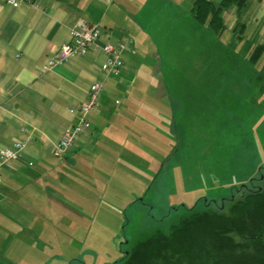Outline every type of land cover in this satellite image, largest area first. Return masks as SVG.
I'll return each instance as SVG.
<instances>
[{
    "label": "rangeland",
    "instance_id": "374dc122",
    "mask_svg": "<svg viewBox=\"0 0 264 264\" xmlns=\"http://www.w3.org/2000/svg\"><path fill=\"white\" fill-rule=\"evenodd\" d=\"M179 31L181 39L175 42L148 40L145 34L136 37L131 32L133 47L140 54L139 68L128 64L132 68V77L127 81L121 75L116 76L119 79L117 87L110 95H105L107 105L102 102L105 111L102 109L94 124L91 123V131L110 137L117 134L118 128L122 130L126 121L119 119L115 123V119L130 98L128 92L123 94L120 89L124 92L125 83L130 82L133 85L130 94L139 92L147 97V90H150L153 101L145 102L139 108L133 104L127 116L143 121L145 133L156 136L150 130L155 131V122L162 112L155 111L154 101L158 100L168 117L163 119L166 132L172 121H176L178 128L183 129V142L179 143L180 134L168 132L167 145L153 153L143 147L138 159L129 150L140 151L141 146L134 150L133 144L120 143L126 145V149L120 150L119 166L124 174H120L118 185L123 195L128 196L132 191L130 199L120 197L117 202L120 207L105 200L103 204L107 207L104 210L88 211L92 217L83 218L92 225L78 224L72 238L61 233L62 237L56 236L54 240L41 235L37 242L19 243L14 237L15 231L11 230L15 224L7 223L5 217L0 216V264H122V253L155 231L167 232L179 219L194 213L208 211L226 216L238 198L262 185L264 77L259 82L249 83L229 63L217 61L226 51L223 48L227 45L223 43H230L232 36L221 40L206 28L199 37L190 39L193 34H187L182 27ZM148 59L156 66L148 64ZM142 74L150 81L142 82ZM112 111L117 115L114 119ZM108 148L99 143L94 150L68 158V165L74 170V164L80 162L79 167L83 166V170L90 163L94 168ZM126 155L136 158L137 163L131 164ZM100 163L104 168L108 167L104 160ZM131 201L135 202L129 206ZM0 208V212L9 214L7 218L15 223L22 218L23 225L31 227L29 223L33 217L24 216L17 208L10 209L9 203ZM203 243H206L205 263L222 256L214 243L207 240ZM185 247L187 244L182 245L183 249ZM235 249L244 254L252 253L251 243L241 240ZM180 257L178 253L166 254L156 262L171 264Z\"/></svg>",
    "mask_w": 264,
    "mask_h": 264
},
{
    "label": "crops",
    "instance_id": "0c3cea01",
    "mask_svg": "<svg viewBox=\"0 0 264 264\" xmlns=\"http://www.w3.org/2000/svg\"><path fill=\"white\" fill-rule=\"evenodd\" d=\"M211 1L218 3L221 0ZM193 2L194 0H19L12 6L7 0H0V153L16 142L24 144L19 159L5 164L1 169L0 207L9 203L10 209L17 208L24 216L33 217L29 223L31 227H25L22 218L15 223L13 219L7 218L9 214L0 212V216L5 217L4 221L15 224L11 230L15 231L17 242H37L41 235L50 240H54L56 236L62 237V234L72 238L78 224H88V221L78 223L70 218L64 229L56 227V222L62 219L61 208L57 200H50L46 182L61 177L62 171L69 173L66 165L68 158H73L82 151L94 150L99 143L111 146L113 137L119 139L117 134L104 137L102 132H92V124L102 109L105 111L102 102L107 105L105 95H110V91L117 87L119 75L127 81L132 77L129 65L139 68L140 54L133 43L128 45L127 49L120 52L123 67L118 77H105L101 70L106 59L104 48L108 44L116 48L127 39L133 40L131 32L136 37L145 34L148 40L168 39L175 42V34L179 32L172 23L156 21L161 12L173 18L178 16L183 24L186 23L184 28L193 34L192 39L199 37L206 27H199L193 20L190 14ZM223 16L227 32L232 31L238 22L235 10L229 8ZM80 21L99 25L101 36L95 46L87 55L77 56L66 64L47 69L49 59L58 52L62 44L70 41V32ZM239 21L243 25L241 36L245 44L264 46V0H248ZM147 63L156 66L150 61ZM140 80L150 81V78L144 75ZM93 83L102 84L98 98L100 112L97 110L89 115L90 128L78 144L62 157H55L56 145L76 124V111L85 101ZM132 86L130 82H126L125 91L120 89L121 93L128 92V96L130 95L126 105L131 103L130 100L140 101L138 92L130 94ZM147 91L151 98L150 90ZM125 109L126 107L123 111ZM112 113L115 114L114 119L117 115L114 111ZM163 115L164 111L155 127L164 129L163 119L168 117ZM122 120L130 122L124 114ZM134 120L136 121L129 134L124 133L123 127L120 129L125 137L119 141L129 146L133 144L134 150L141 146L140 151L129 150L138 159L143 147L153 153L158 140L154 137H159V134L155 128V131L150 132L156 136L145 133L147 129L142 127L143 121H137V118ZM167 130L170 134H180L182 139L179 138V143L183 142V129L178 128L176 121H172ZM168 136L165 134L166 138ZM122 149L125 150L126 145ZM126 156L131 164L137 163L136 158ZM121 158L114 157L111 161L107 157L104 161L108 167H119V170H115L121 172ZM63 179L66 181L67 177ZM96 183L100 198L105 181L96 180ZM5 207L8 208V205ZM45 208L49 211H45Z\"/></svg>",
    "mask_w": 264,
    "mask_h": 264
},
{
    "label": "trees",
    "instance_id": "16d2710c",
    "mask_svg": "<svg viewBox=\"0 0 264 264\" xmlns=\"http://www.w3.org/2000/svg\"><path fill=\"white\" fill-rule=\"evenodd\" d=\"M247 3L248 0H221L218 3L211 0H194L190 14L197 24L208 28L217 38L222 40L226 36H232L230 43H223L227 45L223 48L226 51L219 55L217 61L221 64L229 63L234 71L240 73L251 83L254 81L259 82L264 77V46L261 44L249 46L242 39L241 28L243 25L239 19ZM229 8L235 10L238 22L232 31L227 32L223 14ZM168 15L161 12L156 21L158 23L170 21L175 30L179 32L175 34V38L180 40L179 28L182 27L184 30V24L181 19H178V16L173 18ZM179 22L182 25L178 24ZM186 33L190 34L188 30H186ZM131 41L133 43V40ZM142 76L144 77V75ZM143 95H137L140 98L139 102L130 100L131 103L125 106L126 109L123 113L116 117L115 123L122 119L123 114L130 121H126L123 125L124 133L129 134L133 122L136 121L127 116V111L133 107V104L139 108L145 102L150 103V101H153L149 96L144 97ZM143 100L145 101L143 102ZM161 107L156 101L155 111L157 113H159L158 109L162 111ZM135 116L137 115L134 112ZM158 120H156V124L159 123ZM155 129L159 137H164L167 140L165 134H168V130L166 132V128L155 127ZM117 131L116 137L119 139L110 141L111 146H109L107 154L102 155L99 161L95 163L96 168H93L89 163L81 170L83 166L80 168V162H76L73 170V167H69V162H66L69 173L62 171L61 177L46 182L50 200H57L61 208L62 219L58 220V223L56 222V227L64 229L67 227L70 218L78 223L88 221L90 225L92 222L83 218L84 216H87L88 219L92 217L88 211L92 209L96 211L104 210L107 207L103 204L105 200L116 203L115 205L120 207L121 204L117 203L120 197L126 200L130 199L132 195L130 189V195L128 196L123 195L119 190L118 179L121 177L122 170L118 172L115 169L119 170V167H108V171H106L107 167L104 168L100 163L107 157H110L111 161L114 157H120V150L124 145H120L119 140H123L125 136L122 135L123 133L119 128ZM61 159L66 160V158ZM64 177H67L66 181L63 179ZM96 180L105 181V187L103 192L101 191L100 198ZM97 199L101 201H97ZM133 200L135 199L133 198ZM134 202L131 201L129 206ZM229 210L226 216H223V213L214 214L205 211L181 218L177 223L172 224L167 232L157 230L149 237L137 242L127 251L123 253L120 251L123 255H121L123 258L121 262L122 264H159L156 261L164 258L166 254L178 253L181 254V257L175 258L171 264H264V182L259 188L249 190L238 198ZM200 237L202 238L196 240ZM187 240L189 243H185ZM204 240L215 244V249L222 255L219 259L211 263L204 262L206 253ZM238 240H241L242 243H251L252 253L244 254L242 250L235 249ZM183 244H187L184 249L182 248Z\"/></svg>",
    "mask_w": 264,
    "mask_h": 264
},
{
    "label": "built area",
    "instance_id": "2783aa9c",
    "mask_svg": "<svg viewBox=\"0 0 264 264\" xmlns=\"http://www.w3.org/2000/svg\"><path fill=\"white\" fill-rule=\"evenodd\" d=\"M19 0H7L9 4L15 6ZM101 36L99 25L80 21L75 29L70 32V41L62 44L58 52L55 53L47 63V69L66 64L77 56L87 55ZM131 44L129 39L121 42L118 47L109 45L104 48L106 55L105 61L101 65L102 74L105 77L118 76L123 67V61L120 52L127 49ZM102 90L101 83H93L90 86L88 95L76 111V124L71 130H68L64 137L58 142L54 150L55 157H62L75 144H78L80 138L90 128L88 117L91 113L98 110V98ZM24 149L22 142H16L13 145L3 149L0 153V178L1 169L5 164L19 159Z\"/></svg>",
    "mask_w": 264,
    "mask_h": 264
},
{
    "label": "flooded vegetation",
    "instance_id": "af4514ba",
    "mask_svg": "<svg viewBox=\"0 0 264 264\" xmlns=\"http://www.w3.org/2000/svg\"><path fill=\"white\" fill-rule=\"evenodd\" d=\"M160 137H154V139H158L155 143H156V145H155V149H154V152L155 151H158V149H160V147H164L165 145H164V143H166V139L164 138V137H162V139L160 140L159 139ZM137 200L138 201H141L140 199H138L137 198ZM90 225H92V224H90ZM73 235H74V233H73ZM122 243V242H121ZM124 243H126V241H124Z\"/></svg>",
    "mask_w": 264,
    "mask_h": 264
}]
</instances>
